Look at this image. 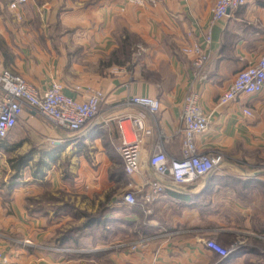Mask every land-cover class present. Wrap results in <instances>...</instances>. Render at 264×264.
Returning a JSON list of instances; mask_svg holds the SVG:
<instances>
[{
    "label": "crops",
    "instance_id": "obj_1",
    "mask_svg": "<svg viewBox=\"0 0 264 264\" xmlns=\"http://www.w3.org/2000/svg\"><path fill=\"white\" fill-rule=\"evenodd\" d=\"M9 1L0 0V70L14 71L38 89L57 80L65 95L78 100L100 88L105 95L102 117L141 113L152 134L142 149V174L129 177L116 150L114 121L70 137L24 109L0 140L11 151L20 144L29 150L19 158H28L20 176L15 178L13 171L10 181L0 179V264H263L264 88L223 106L217 99L238 71L264 53V0H248L213 24V0H158L146 8L125 0H28L15 10ZM208 28L209 59L202 80L193 72L192 56L180 48L194 42L205 48ZM128 31L144 50L127 83L119 77L125 76L124 69L109 77L103 66L120 52L114 51L116 37L122 40L120 50ZM191 87L198 89L210 114L209 131L196 137L197 148L220 153L223 161L214 173L190 185H167L152 213L144 216L137 206L119 203L116 194L131 188L142 195L143 175L150 176L146 160L159 138L169 159L181 157L180 107ZM132 94L157 97L160 111L152 117L129 104L126 98ZM244 107L252 117L243 115ZM18 122L21 134L15 133ZM48 137L59 140L51 143ZM1 150L5 173L0 174L7 176ZM64 155L69 183L59 165L58 157ZM56 192L76 196L30 211L28 198L44 194L58 199ZM94 194L101 196L94 199ZM63 203L68 210L62 211ZM74 207L89 215L100 211V222L78 229L86 240L83 249L56 239L64 223L78 221ZM206 240L235 250L222 258L206 247Z\"/></svg>",
    "mask_w": 264,
    "mask_h": 264
},
{
    "label": "built area",
    "instance_id": "obj_2",
    "mask_svg": "<svg viewBox=\"0 0 264 264\" xmlns=\"http://www.w3.org/2000/svg\"><path fill=\"white\" fill-rule=\"evenodd\" d=\"M27 1L10 0L9 8L15 10ZM125 1L142 8L155 7L158 4V0ZM247 1L213 0L210 23L213 24L228 17L230 12L244 6ZM210 32L208 28L204 35L205 48L197 42L185 44L180 48L182 53L192 56V67L198 73L196 77L202 80L205 79L204 69L209 59V52L206 48L211 41ZM263 88L264 53L254 64L244 67L235 74L228 87L218 96L217 105H226L237 100L241 95H255ZM104 97L101 89H93L84 100H78L65 95L61 83L57 80H51L44 89H38L14 71L0 70V140L7 137L24 109H32L44 118L52 129L70 137H77L91 129L96 123L107 125L114 121L118 135L117 151L125 174L129 177L140 175L144 165L141 153L145 146V139L152 134L151 130L146 126L144 115L141 113H124L110 118L102 117L100 103ZM126 99L129 104L147 110L152 117L160 111L161 102L157 97L132 94ZM242 113L246 117L253 116L252 110L246 107L242 109ZM180 120L181 127L178 133L181 137V157L169 159L164 153L163 143L159 138L146 160L150 176L143 175L142 195L138 197L136 192L130 188L118 198L119 203L137 206L144 216H148L152 213L153 203L163 195L167 185L171 184L176 188L184 187L218 170L223 161L222 155L216 152H200L196 145V137L204 136L210 128V114L200 103L198 89L191 87L183 97ZM47 140L54 143L59 139L48 137ZM205 245L222 258L235 250V247L224 249L212 240H206ZM2 261L4 258L0 254V263Z\"/></svg>",
    "mask_w": 264,
    "mask_h": 264
},
{
    "label": "rangeland",
    "instance_id": "obj_3",
    "mask_svg": "<svg viewBox=\"0 0 264 264\" xmlns=\"http://www.w3.org/2000/svg\"><path fill=\"white\" fill-rule=\"evenodd\" d=\"M133 6H135V5H133ZM135 7H137V6H135ZM125 35H126L125 39H129L128 40V42H129V44H128L129 45V55L127 56V58H124L123 56L118 54L119 58H117V60H118L117 62H115L113 60L111 62H109V60H107V61L104 62V66L103 67H104V71H105L106 75L109 76V77H114L115 75H119L120 74L119 71H122V69H124V73H125L126 77L124 75L119 76V77L123 78V81L127 80L126 82L128 83L129 79L131 80V78H134L133 75H134L135 65L138 64V60L140 58V55H141L142 51L144 50V47H142L139 39L134 37V33L129 32V33H125ZM115 42L118 45V47L114 51H116V52L120 51L119 50L120 43L122 42L121 38L119 36H117ZM119 53H121V52H119ZM101 64H103V63H99L100 66H101ZM192 69H193V72L195 73V76H197L198 75L197 71L194 70L193 67H192ZM196 78H198V77H196ZM18 125H21L20 122H18V124L16 126H18ZM16 132L21 134V133H23V130L21 129L20 126H18V128H16V130H15V133ZM115 146H116V150H117L118 139H116ZM6 147L7 146H4L3 144H0V148L2 149L1 150V154L5 158V161L7 162L6 169L8 170V174H7V176L5 174H3L5 172L3 171V168H1V166H0V172H3V173L0 174V179L8 182L10 180L7 179V177L9 178L10 174H11L10 177L13 176L11 172L14 171V177L15 178L20 176L21 171H22V169L24 167V164L27 162L28 158H24L22 160H20L19 158H20V156H23V155H25V153L29 152V150H28V148L23 147V144H20L18 146L19 148L14 149L13 151H11L12 148L6 149ZM58 159H59V165L63 167V170H62L63 178L62 179L64 181H67L66 183H69V181L71 179V176L69 175L68 171L66 170V167L69 165L67 157L64 155L62 157H58ZM19 160H20V162H19ZM129 190L130 189H126V190L122 189V190H120L116 194L117 195L116 199L121 197L124 193L128 192ZM53 193L55 194V192H53ZM43 195H41L39 197L36 196L35 199L39 198V199L42 200V196ZM55 196L58 197L57 202H58V200H62V202H65V201H70L71 197L72 196H76V195H72L70 193L67 194V193H64V192L63 193L62 192L61 193L60 192L59 193L56 192ZM99 196H101V194H94L93 195L94 199H96ZM31 199H34V198H31ZM47 201H49V200H47ZM45 203H47V202H45ZM49 203H51V202H49ZM98 207H99V205H98ZM74 208L77 209L76 212L78 213V215H77L78 216V218H77L78 221H80L81 219H85L86 218L85 214L89 215V213H85V212H83L84 213V215H83L79 211V208H77V207H74ZM97 212H99V211H96V213H94V214H97ZM78 221H76V220L73 221L74 224H71V225H70L69 222L64 223V225H62L58 229L59 232H57L56 239H57L58 235H60L61 233H63L66 230H70L71 229V231L73 233V236L76 237V239L79 242V244H77V245L76 244L73 245V244H70V243H67V244L68 245H72L73 247H75L77 249H83L86 246L85 243H84L86 240L82 241L80 239V237H81L80 235L82 234V231H78V229H76L77 228V224L80 223V222L77 223ZM70 227H74V228H70ZM114 242H115L114 238H111V240L109 242L110 246L113 247L114 245H116V243H114Z\"/></svg>",
    "mask_w": 264,
    "mask_h": 264
},
{
    "label": "trees",
    "instance_id": "obj_4",
    "mask_svg": "<svg viewBox=\"0 0 264 264\" xmlns=\"http://www.w3.org/2000/svg\"><path fill=\"white\" fill-rule=\"evenodd\" d=\"M125 37H126V35H125ZM128 40L129 39H125V42H124V44L122 45V47L120 49L121 53H115L116 56L115 55L111 56V58H113V61H115V62L118 61L117 60L118 54H120L124 58H127V56L129 55V45H128L129 42H128ZM44 196L45 195L42 196V200L39 199V198L38 199L28 198V202L31 203V209H30L31 212H33V211H35V212L36 211L37 212L43 211L42 206H44L45 202H54L55 200H57V198H54L53 196H45V197ZM47 200H49V201H47ZM65 208L67 210L69 208L67 203H63L62 211H65L64 210ZM54 209H57V208L54 207ZM99 213H100V211L97 214H95V215H87V214H85V217H86L85 222L82 225L78 226L76 229H80L82 226H87V225L93 224L95 222L96 223L100 222L101 218L99 216ZM81 214L84 215L83 212H81ZM57 238H58L57 240H58L59 244H62V245H64L65 243H70V244H73V245L74 244H76V245L79 244V242L77 241L76 237L73 236V233H72L71 229L64 231L63 233L58 235Z\"/></svg>",
    "mask_w": 264,
    "mask_h": 264
}]
</instances>
